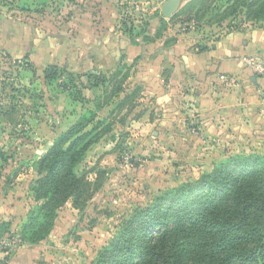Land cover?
<instances>
[{
	"label": "rangeland",
	"instance_id": "374dc122",
	"mask_svg": "<svg viewBox=\"0 0 264 264\" xmlns=\"http://www.w3.org/2000/svg\"><path fill=\"white\" fill-rule=\"evenodd\" d=\"M221 1L208 0L197 20L193 0L169 18L164 0H0V264H92L124 220L164 190L225 155L264 156V134H202L193 80L172 75L230 26L262 25L244 10L218 22ZM49 64L61 69L51 84L42 74ZM99 74L106 83L93 87L89 77ZM77 123L91 140L75 169L89 190L79 207L68 199L56 208L46 237L28 242L21 228L38 204L37 161Z\"/></svg>",
	"mask_w": 264,
	"mask_h": 264
},
{
	"label": "trees",
	"instance_id": "16d2710c",
	"mask_svg": "<svg viewBox=\"0 0 264 264\" xmlns=\"http://www.w3.org/2000/svg\"><path fill=\"white\" fill-rule=\"evenodd\" d=\"M193 2L198 20L208 0ZM224 3L223 12L215 15L218 22L244 10L247 19L264 24V0ZM60 70L55 64L44 67V81H56ZM91 78L93 87L107 80L104 74ZM85 126L77 123L61 133L38 159V178L31 187L38 204L21 228L26 241L46 237L56 208L68 199L79 207L89 190L90 183L75 171L91 141ZM92 264H264V156L229 155L191 182L164 190L124 220Z\"/></svg>",
	"mask_w": 264,
	"mask_h": 264
},
{
	"label": "crops",
	"instance_id": "0c3cea01",
	"mask_svg": "<svg viewBox=\"0 0 264 264\" xmlns=\"http://www.w3.org/2000/svg\"><path fill=\"white\" fill-rule=\"evenodd\" d=\"M229 28L213 43L204 45L199 54L192 55L193 73H184L191 69L185 67L187 56L182 59L183 71L172 73L183 84L186 79L193 80L202 134L214 140L234 136L229 129L235 134L241 129L248 137L253 131L264 134V74L249 65L254 59L264 62V24ZM6 46L7 41L0 40V49Z\"/></svg>",
	"mask_w": 264,
	"mask_h": 264
},
{
	"label": "water",
	"instance_id": "95a60500",
	"mask_svg": "<svg viewBox=\"0 0 264 264\" xmlns=\"http://www.w3.org/2000/svg\"><path fill=\"white\" fill-rule=\"evenodd\" d=\"M180 2L181 0H164L161 6V14L166 18L171 17L179 7Z\"/></svg>",
	"mask_w": 264,
	"mask_h": 264
},
{
	"label": "built area",
	"instance_id": "2783aa9c",
	"mask_svg": "<svg viewBox=\"0 0 264 264\" xmlns=\"http://www.w3.org/2000/svg\"><path fill=\"white\" fill-rule=\"evenodd\" d=\"M249 65L254 71L264 74V62H260V60L254 59L250 60ZM3 244L4 240L0 239V245L2 246Z\"/></svg>",
	"mask_w": 264,
	"mask_h": 264
}]
</instances>
